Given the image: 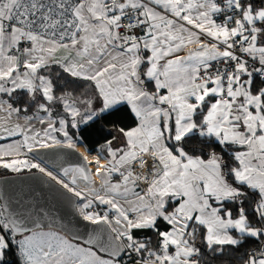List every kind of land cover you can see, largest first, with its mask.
Segmentation results:
<instances>
[{"label":"snow or ice","instance_id":"6c2138e0","mask_svg":"<svg viewBox=\"0 0 264 264\" xmlns=\"http://www.w3.org/2000/svg\"><path fill=\"white\" fill-rule=\"evenodd\" d=\"M101 121L94 172L27 157ZM11 137L0 169L55 181L93 227L0 196V264H205L225 246L264 264V0H0Z\"/></svg>","mask_w":264,"mask_h":264},{"label":"water","instance_id":"95a60500","mask_svg":"<svg viewBox=\"0 0 264 264\" xmlns=\"http://www.w3.org/2000/svg\"><path fill=\"white\" fill-rule=\"evenodd\" d=\"M38 157L39 163L53 172L70 166H86L84 156L77 150L62 147L40 149L30 153ZM92 179V177H91ZM0 196L10 204L28 200L46 209L57 224L71 225L74 231L84 234L91 231L92 225L87 224L77 215L75 204L77 198L66 189L39 172L15 173L0 176Z\"/></svg>","mask_w":264,"mask_h":264},{"label":"trees","instance_id":"16d2710c","mask_svg":"<svg viewBox=\"0 0 264 264\" xmlns=\"http://www.w3.org/2000/svg\"><path fill=\"white\" fill-rule=\"evenodd\" d=\"M101 126L103 127V132L94 131L87 126H81V131L77 133L80 136L79 142L83 143L88 150L99 149L100 145L104 143L102 137L112 130V125L110 123H104L101 121L96 125V128H100ZM84 129L87 130L85 131ZM58 138L63 139L62 137ZM4 172L5 170L0 173V176L7 175L4 174ZM243 251L244 249H240V251L237 252L233 250L231 246H225V249L218 253H212L211 251L205 249L206 255L203 257V259L205 264H239Z\"/></svg>","mask_w":264,"mask_h":264},{"label":"bare ground","instance_id":"6f19581e","mask_svg":"<svg viewBox=\"0 0 264 264\" xmlns=\"http://www.w3.org/2000/svg\"><path fill=\"white\" fill-rule=\"evenodd\" d=\"M77 150L85 157L87 156V164H88V167H89V170L90 171H95L94 167H93V162L95 161L96 159V156L97 154L99 153L96 149L94 150H88L86 148V146L83 144V143H79L78 146H77ZM66 180L67 179H70V177H64ZM92 181L98 186L99 185V181L97 180V178L93 175L92 176ZM77 188L79 189H86V185L84 183L83 180H79L77 185H75Z\"/></svg>","mask_w":264,"mask_h":264},{"label":"crops","instance_id":"0c3cea01","mask_svg":"<svg viewBox=\"0 0 264 264\" xmlns=\"http://www.w3.org/2000/svg\"><path fill=\"white\" fill-rule=\"evenodd\" d=\"M185 53H181V55H183ZM15 121L13 120V123ZM37 127H40V125L37 124ZM22 138L21 137H11V138H7V139H4V140H0V146H3V147H7V145L13 143L14 141L16 140H21ZM9 140V141H7ZM2 141H5V142H2ZM98 152H99V149H96Z\"/></svg>","mask_w":264,"mask_h":264},{"label":"rangeland","instance_id":"374dc122","mask_svg":"<svg viewBox=\"0 0 264 264\" xmlns=\"http://www.w3.org/2000/svg\"><path fill=\"white\" fill-rule=\"evenodd\" d=\"M27 157L28 158H31L30 156H29V154L27 153ZM33 162H36L34 159H33ZM42 166V165H41ZM42 167H44V166H42ZM46 169H48V168H46ZM3 171L5 170V172H4V174H8V173H10V174H15V173H12V172H10V171H8V170H6V169H2ZM48 170H50V169H48ZM51 171V170H50ZM26 172H29V171H27V170H25L24 172H21V173H26ZM31 172H37L36 170H32ZM53 172V171H52ZM54 174H56V175H60L59 173H56V172H53ZM65 179V178H64ZM53 181V180H52ZM55 182V181H54ZM76 187V186H75ZM77 188V187H76ZM78 190H80L79 188H77ZM79 201H78V199H77V203H78Z\"/></svg>","mask_w":264,"mask_h":264},{"label":"clouds","instance_id":"9594fccd","mask_svg":"<svg viewBox=\"0 0 264 264\" xmlns=\"http://www.w3.org/2000/svg\"><path fill=\"white\" fill-rule=\"evenodd\" d=\"M29 154V156L31 157V158H33L32 157V155H30V153H28ZM35 160V159H34ZM35 161H37V160H35ZM38 162V161H37ZM39 163V162H38ZM41 164V163H40ZM42 166H44L43 164H41ZM45 167V166H44ZM46 168V167H45ZM27 173V172H26Z\"/></svg>","mask_w":264,"mask_h":264},{"label":"flooded vegetation","instance_id":"af4514ba","mask_svg":"<svg viewBox=\"0 0 264 264\" xmlns=\"http://www.w3.org/2000/svg\"><path fill=\"white\" fill-rule=\"evenodd\" d=\"M79 143H80V142H79ZM1 172H3V170H2V169H0V173H1Z\"/></svg>","mask_w":264,"mask_h":264},{"label":"built area","instance_id":"2783aa9c","mask_svg":"<svg viewBox=\"0 0 264 264\" xmlns=\"http://www.w3.org/2000/svg\"><path fill=\"white\" fill-rule=\"evenodd\" d=\"M36 163H38V162L36 161Z\"/></svg>","mask_w":264,"mask_h":264}]
</instances>
